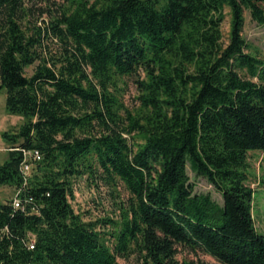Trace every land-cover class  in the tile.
<instances>
[{
	"label": "trees",
	"instance_id": "1",
	"mask_svg": "<svg viewBox=\"0 0 264 264\" xmlns=\"http://www.w3.org/2000/svg\"><path fill=\"white\" fill-rule=\"evenodd\" d=\"M43 1L38 14L36 0H0V91L8 114L25 119L1 134L0 186L15 188L21 207L0 204V264H117L131 254L180 264L178 246L219 264H264L249 185L250 152L260 151L264 188V59L244 37L246 11L264 26V0ZM52 39L59 53L46 48ZM135 76L142 111L123 118L111 87ZM26 152L41 156L30 175ZM189 171L223 203L197 193ZM85 175L130 195L113 247L70 203L72 180Z\"/></svg>",
	"mask_w": 264,
	"mask_h": 264
},
{
	"label": "rangeland",
	"instance_id": "2",
	"mask_svg": "<svg viewBox=\"0 0 264 264\" xmlns=\"http://www.w3.org/2000/svg\"><path fill=\"white\" fill-rule=\"evenodd\" d=\"M54 1L61 5L66 4V0ZM36 3V13L39 14L41 12L40 9L46 8V4L43 0H36ZM29 6L32 7V4H29ZM225 13L226 19L222 26V33L223 41L226 43L231 30V14L229 9H226ZM48 21L49 14L47 13L40 17L38 23L41 27H44V23ZM244 37L248 44L247 52L264 59V26H259L254 22L247 11L245 12ZM45 46L54 53H59L61 50V44L58 40H49ZM34 69L35 66L28 68L26 70L27 75H31ZM144 77L145 74L143 73L140 79ZM137 79L138 76L116 78V82L111 87V91L118 97L122 105L120 115L123 118H126L127 111L134 116H137L142 111V103L139 100L140 92L136 84ZM6 97V91H0V164L7 160L9 151V146L1 134L7 131L13 132L25 123V119L22 116L8 114ZM132 141L136 146L143 144V140L138 134H134ZM250 154H253L249 158L251 165L249 173L253 177L249 185L254 189L253 219L258 232L264 235V188L258 185L261 176V152L252 151ZM27 160L31 163L32 158L28 156ZM33 168L34 164H30L29 168L25 170L26 174L30 175ZM189 175L196 184L195 191L197 193L211 194L216 202L219 204L223 203L222 195L205 179L195 177L191 171H189ZM72 185L74 191L73 198L70 200L72 208L76 214L82 217L84 222L96 224V229L100 232L103 241L113 247L115 245L113 235L121 229L124 220L123 211L127 208L130 200V195L125 186L121 182L111 184L103 180L92 179L88 175L72 180ZM17 194L16 189L13 187L0 186V204L13 201L16 199ZM176 259L180 264H219L212 257L202 252L191 251L183 246L177 247ZM117 264H139V262L137 256L131 254L128 258L117 257Z\"/></svg>",
	"mask_w": 264,
	"mask_h": 264
},
{
	"label": "built area",
	"instance_id": "3",
	"mask_svg": "<svg viewBox=\"0 0 264 264\" xmlns=\"http://www.w3.org/2000/svg\"><path fill=\"white\" fill-rule=\"evenodd\" d=\"M28 156L31 157L34 161L41 160V156H40V154L38 152H26L25 153L26 162L23 165V171H24L25 174H26L25 170L29 168V161L27 160ZM14 206L16 208H20L21 207V201H20V199L18 197H16V199L14 200Z\"/></svg>",
	"mask_w": 264,
	"mask_h": 264
}]
</instances>
